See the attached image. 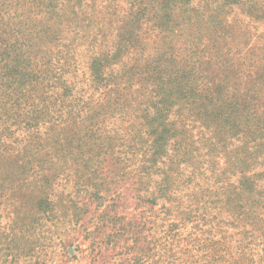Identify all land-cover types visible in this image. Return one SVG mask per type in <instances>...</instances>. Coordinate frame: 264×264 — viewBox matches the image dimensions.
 Here are the masks:
<instances>
[{"label":"rangeland","instance_id":"374dc122","mask_svg":"<svg viewBox=\"0 0 264 264\" xmlns=\"http://www.w3.org/2000/svg\"><path fill=\"white\" fill-rule=\"evenodd\" d=\"M21 1L7 4L19 6ZM68 2L59 1L58 10H65ZM137 2H78L74 14L52 20L54 33L59 30L63 41L45 49L30 47L26 57L13 54L19 58L16 66L27 65L44 75L41 83L52 84L44 95L57 106L63 104L66 112L54 120L48 115L31 117L35 112L29 107L44 104L36 95L45 87L37 83L19 86V98L11 84L7 90L13 96L4 101L0 94V264H105V259L108 264H126L120 250L104 244L91 253L87 235L110 203H125L124 212L130 216L150 213L137 199L146 194L135 188L141 182H172L182 193L201 191L210 197L215 191L231 196L230 186L245 177L255 188L264 187V0H181L167 23L160 20L162 11L143 18L138 13L142 3ZM187 13L190 18L185 20ZM115 24L139 29L141 45L147 43L154 54L169 46V55L174 50L180 64L190 60L203 76L177 78L169 65L162 78L140 72L147 69L144 52L129 48L117 56L122 37L99 32L100 26ZM50 48L66 55L46 61L43 54ZM102 69L103 77L119 71L123 78L109 82L107 76L108 82L101 83ZM188 83L195 86L193 94L192 86H183ZM43 154L59 171L51 183L39 170ZM25 169L32 172L23 173ZM81 171L93 182L100 175L113 180L103 190L108 197L104 206L90 203L84 224L77 219L85 211L71 210L76 220L61 235L67 244L63 256L57 236L29 245V237L23 238L29 214L39 216L30 211L31 205L50 193V215L66 211L67 195L89 179L82 180ZM171 191L167 193H179ZM30 194L41 198L29 200ZM71 194L83 201L77 199L79 192ZM20 207L23 220L13 240L10 215ZM116 209L123 214L119 205Z\"/></svg>","mask_w":264,"mask_h":264},{"label":"trees","instance_id":"16d2710c","mask_svg":"<svg viewBox=\"0 0 264 264\" xmlns=\"http://www.w3.org/2000/svg\"><path fill=\"white\" fill-rule=\"evenodd\" d=\"M59 1H69L68 7L59 11ZM82 1L23 0L18 6V2L7 4V0H0V94L4 101L14 95L12 91L7 90V84L15 85L17 98L22 94V91H18L17 88L24 82H33V84L37 83V86L45 87L44 92L36 95L43 99V106L38 107L37 104H33L29 107L32 112H35V115L31 116L34 119L39 120L48 115L51 116L50 120H54L56 115L65 113L66 110L63 104L59 103L57 106L44 95L52 86L49 83H41L44 75L36 69L29 70L27 65L22 66L23 69L21 66H16L19 58L14 59L13 54L17 51L19 55L26 57L30 47L45 49L48 45L54 44L55 47L56 43L63 41L64 38L61 37L59 30L54 33L55 27L52 25V20L74 14L76 4ZM134 1L142 3L138 13L142 14L143 18L150 15L151 11L154 16L162 11L160 20L167 23L172 17L173 7L181 0ZM188 18H190V13L184 17L185 20ZM162 27L165 28L166 25ZM99 32L101 34L116 32L122 37L123 43L116 47L117 56L124 55L129 48H137L144 52L142 63L147 69L140 71L144 74L155 76L154 73H158V77L162 78L161 75L166 73L169 65V68H175L177 78L203 76L196 73V68L192 67L190 60L185 61V65L180 64L179 59L173 53L174 50L169 55V46L168 51L160 52L159 56L150 51L147 43L142 46L139 29L135 27L127 30L118 24L109 28L102 25ZM171 47L174 48V45ZM59 52L53 53L50 48L48 53L44 52L43 59L52 61L66 55L65 51ZM102 72L103 69L98 77L101 83L108 82L107 76L109 82L113 79L119 82L123 78V73L119 71L109 72L107 76L105 75L106 77H103ZM186 84L183 86L193 87L189 92L193 94L195 86L189 85L190 83ZM22 112L24 113V109ZM28 113L29 110L24 115ZM23 168L24 166L20 165V169ZM39 170L47 183H51V180L58 176L55 173L59 172L54 165L45 161L44 154L40 160ZM30 172H32L31 169L23 171V173ZM98 173L99 170L94 171V174ZM79 175L82 180L87 177L84 171L79 172ZM261 177L259 175L258 178ZM87 178L89 179L84 180L79 189L72 190L79 192L77 199H81V196L84 197L83 201L76 200L70 191L67 195L70 198L67 210L63 208L55 215H50L52 208L54 209L50 202V193H45L48 195L42 199L38 194H30L29 200L32 198L40 200L34 206L29 203L30 211L34 210L39 215L38 218L33 219L32 213L29 214L30 222L27 223L28 227L23 233V238L24 236L29 237V245L57 236V245L61 250L60 255L63 256L62 250H65L67 244L61 235L68 228L67 225L76 220L71 210L85 211V215L82 214L77 219V223L84 224V218L90 212V203H97L101 207L108 199L102 193L107 185L112 184L113 180L108 181L104 175L98 176L100 180L96 182L91 181L89 175ZM13 180H18V178ZM252 183L249 177H245L237 184L230 186L231 196L221 197L218 191H215L213 193L215 196L210 197V195H203L201 191L182 193L181 188L173 189L172 182L170 184L165 181L152 185L141 182L135 188L146 194H140L137 199L139 203L150 207L148 210L150 213L144 211L130 216L124 212L125 203L117 204L118 201H116V203L108 204L102 213L98 214L99 218L97 222L95 221L94 229H91L87 235V239L91 240L90 251L96 253L97 248L102 244L118 249L121 251L118 254H121L122 262L126 264H264V187L255 188ZM170 187L172 191L179 193H167ZM118 205L122 208L123 214L116 209ZM21 209L22 207L15 209L14 214L10 215L9 225L13 240L18 238L17 228L20 225L19 222L23 220L20 215ZM61 228H65L63 233ZM109 229L112 231L107 232ZM104 262L108 264L109 261L105 259ZM42 264H48L47 260Z\"/></svg>","mask_w":264,"mask_h":264}]
</instances>
